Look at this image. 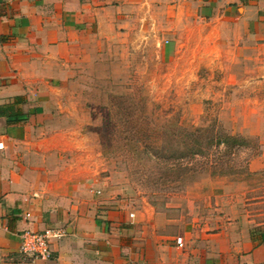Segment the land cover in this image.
<instances>
[{
	"label": "crops",
	"instance_id": "crops-1",
	"mask_svg": "<svg viewBox=\"0 0 264 264\" xmlns=\"http://www.w3.org/2000/svg\"><path fill=\"white\" fill-rule=\"evenodd\" d=\"M163 9L233 22L264 52V0H0V264H264V130L256 177L224 180L180 217L56 171L79 147L66 144L77 137L67 123L81 120L65 96L76 67ZM47 229L61 235L50 258L20 253L23 232Z\"/></svg>",
	"mask_w": 264,
	"mask_h": 264
},
{
	"label": "rangeland",
	"instance_id": "rangeland-1",
	"mask_svg": "<svg viewBox=\"0 0 264 264\" xmlns=\"http://www.w3.org/2000/svg\"><path fill=\"white\" fill-rule=\"evenodd\" d=\"M172 12L76 67L65 96L81 120L67 123L77 137L66 144L79 147L56 171L117 187L132 210L180 217L224 180L256 177L248 164L264 130V52L233 22Z\"/></svg>",
	"mask_w": 264,
	"mask_h": 264
},
{
	"label": "built area",
	"instance_id": "built-area-1",
	"mask_svg": "<svg viewBox=\"0 0 264 264\" xmlns=\"http://www.w3.org/2000/svg\"><path fill=\"white\" fill-rule=\"evenodd\" d=\"M99 194L100 192L97 191ZM59 232L47 229L42 232H23L20 235L19 251L29 259H48L51 257V243L59 238ZM177 248H183L184 242L181 237L175 239Z\"/></svg>",
	"mask_w": 264,
	"mask_h": 264
},
{
	"label": "trees",
	"instance_id": "trees-1",
	"mask_svg": "<svg viewBox=\"0 0 264 264\" xmlns=\"http://www.w3.org/2000/svg\"><path fill=\"white\" fill-rule=\"evenodd\" d=\"M233 141H236V140L234 139ZM215 143H218V144H220V143L226 144V140L224 141V140L219 139V140H217ZM202 153H203V152H201V150H196V151L194 152L195 155H197V154H202ZM206 153H207V152H206Z\"/></svg>",
	"mask_w": 264,
	"mask_h": 264
}]
</instances>
